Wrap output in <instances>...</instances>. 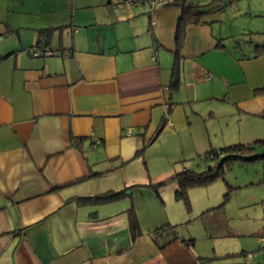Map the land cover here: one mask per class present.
I'll return each mask as SVG.
<instances>
[{"label":"crops","instance_id":"crops-1","mask_svg":"<svg viewBox=\"0 0 264 264\" xmlns=\"http://www.w3.org/2000/svg\"><path fill=\"white\" fill-rule=\"evenodd\" d=\"M119 1L88 0L70 23L49 20L25 39L17 28L15 44L0 43V264H264V227L235 228L214 211L192 219L197 186L187 206L174 179L201 171L209 151L264 139L214 144L207 126L235 125L230 114L264 125V53L238 39L264 34V0L238 1L248 18L238 37L220 26V0L188 22L173 86L179 0L152 13ZM37 2L57 18L73 0ZM37 43L56 54L31 55ZM165 223L177 237L155 230Z\"/></svg>","mask_w":264,"mask_h":264},{"label":"rangeland","instance_id":"rangeland-1","mask_svg":"<svg viewBox=\"0 0 264 264\" xmlns=\"http://www.w3.org/2000/svg\"><path fill=\"white\" fill-rule=\"evenodd\" d=\"M37 1L0 0V34L4 35L0 40L1 46L7 47L15 44L19 35L16 32L17 28L20 31V35L25 39L32 34V27L46 26L49 24V20L55 22V24H67L70 23V18L75 10H77V13L79 11L83 13V11H86L85 9H88L86 7L83 8L81 5L78 7V4H83L88 0H73L68 10V2H64L67 3L66 9H64L62 16L56 18L53 11L39 12L44 7L38 6L39 2ZM199 1L205 4L203 5L204 8L209 9L215 8L221 1L220 12L222 21L220 26L227 34L236 33L235 36L238 37V32L241 33L243 26L247 25L245 19L247 20L248 18L240 16L236 9L239 0ZM230 2L233 3L230 4ZM50 6L53 8L56 5L51 3ZM58 7H61L60 3L56 6L57 9ZM148 8L150 9V7ZM215 24L218 25L216 22ZM242 35L240 34L238 37L240 40H242ZM262 37H264L262 33L253 35L254 41ZM245 47L247 48V46ZM229 120L235 125H207L209 128H213L212 130L210 129L209 138L214 144H220L230 138L243 137L244 139L241 140H248L255 134H264V125H240L237 116L231 114ZM215 121L220 124L224 122V118L223 116H218ZM251 132H254L253 135H250ZM261 153L258 152V154ZM210 162L213 164L214 160H210ZM200 166L196 167V169L203 167ZM189 196L193 204L192 210L189 211L192 219L199 220L201 215H205L204 217L207 218L208 215L213 214L227 217V219L223 218V223L226 224L228 221L235 228L237 226L247 230L248 227L255 229L264 227V159H256L249 162L234 161L227 166L222 176L205 186H197L190 189ZM207 203L212 204L214 209L201 212L202 208L210 206L206 205ZM211 211L214 212L210 213ZM188 223L190 224L191 222H187L186 225H189ZM189 227L192 226L189 225ZM197 228H200V226Z\"/></svg>","mask_w":264,"mask_h":264},{"label":"trees","instance_id":"trees-1","mask_svg":"<svg viewBox=\"0 0 264 264\" xmlns=\"http://www.w3.org/2000/svg\"><path fill=\"white\" fill-rule=\"evenodd\" d=\"M175 3V2H173ZM178 5L180 7V16L178 17L176 28H175V62L173 64V79L171 81V86L176 85L175 78V70L177 64V58L179 57L180 49L182 47L185 26L190 21H197L203 13L207 12V10L200 4L199 0H179ZM51 28H41L39 29V33H44L46 36H49V32ZM257 34V33H256ZM260 34V33H259ZM239 39V38H238ZM253 43L254 48L258 53H264V43H260L258 40L254 41L252 36L242 37V40L239 39V43ZM39 47H47L45 44L37 43ZM48 48V47H47ZM29 53L33 55L29 49ZM56 54V51L54 52ZM40 55H44L41 53ZM159 130V129H158ZM258 152H262L258 154ZM208 155H210L211 159H218L214 161L213 164L207 163L205 167L201 171H195L186 169L184 172H178L174 179H176L177 187L175 191V196L178 199H182L187 206H189L188 200V189L192 186H203L207 185L216 178L222 176L224 174L225 169L230 163L234 161H243L249 162L256 159H264V139H259L253 141L252 143H234L230 145H225L220 149H216L214 151H209ZM227 194V193H226ZM123 195V190L117 191H106L94 195L89 196H78L76 199L81 202H104L119 198ZM128 219L130 222L131 229H137L136 219L134 212L130 209L128 211ZM163 230L167 232H171L173 237H177L178 231L175 230V225H171L169 223H165L155 230Z\"/></svg>","mask_w":264,"mask_h":264},{"label":"built area","instance_id":"built-area-1","mask_svg":"<svg viewBox=\"0 0 264 264\" xmlns=\"http://www.w3.org/2000/svg\"><path fill=\"white\" fill-rule=\"evenodd\" d=\"M173 0H120L119 2L116 3L117 7H129L131 5L137 4V3H141V4H146L148 7H150L151 12L154 11L155 9H157L158 7L169 3ZM194 1V0H193ZM151 22H153L152 19H150ZM30 51L33 55H39L41 53H43L44 55H52L54 54L55 50L51 49V48H45V47H39L38 45L33 46L30 48ZM209 77V75H208ZM264 239V238H262Z\"/></svg>","mask_w":264,"mask_h":264},{"label":"water","instance_id":"water-1","mask_svg":"<svg viewBox=\"0 0 264 264\" xmlns=\"http://www.w3.org/2000/svg\"><path fill=\"white\" fill-rule=\"evenodd\" d=\"M126 192H129V189H127Z\"/></svg>","mask_w":264,"mask_h":264}]
</instances>
